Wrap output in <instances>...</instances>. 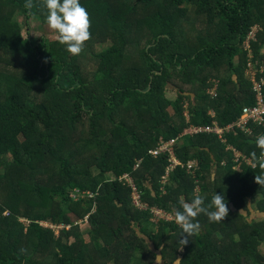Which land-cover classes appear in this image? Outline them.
<instances>
[{"label": "trees", "instance_id": "obj_1", "mask_svg": "<svg viewBox=\"0 0 264 264\" xmlns=\"http://www.w3.org/2000/svg\"><path fill=\"white\" fill-rule=\"evenodd\" d=\"M43 2L0 0V264H264V218L243 212L249 199L264 212L254 180L264 169L250 155L264 122L223 138L182 134L257 103L247 69L264 65V0H79L90 37L78 55L58 38L18 35L19 16L46 23ZM170 139L182 166L164 181L169 154L150 151ZM214 192L227 215L193 218L200 229L183 246L174 216L153 219L152 208Z\"/></svg>", "mask_w": 264, "mask_h": 264}, {"label": "clouds", "instance_id": "obj_2", "mask_svg": "<svg viewBox=\"0 0 264 264\" xmlns=\"http://www.w3.org/2000/svg\"><path fill=\"white\" fill-rule=\"evenodd\" d=\"M23 6L29 10L32 9L33 0H24ZM43 7L47 9L46 23L55 31L58 42L64 45L69 54L78 55L85 41L90 37L89 18L85 7L79 0H44ZM255 144L261 152L259 157L256 153H251V158L260 169H264V133L256 136ZM254 180L258 184H264V171L255 175ZM227 212V201L223 192L219 194L214 192L207 202L201 195H194L191 200H181L179 208L173 209L170 213L181 229L179 233L181 238L177 243L183 246L187 243L185 234L188 237L199 231V221L193 218L203 214L209 222L221 221ZM153 259L155 264H160V255L154 256ZM173 264H180V260L175 259Z\"/></svg>", "mask_w": 264, "mask_h": 264}, {"label": "built area", "instance_id": "obj_3", "mask_svg": "<svg viewBox=\"0 0 264 264\" xmlns=\"http://www.w3.org/2000/svg\"><path fill=\"white\" fill-rule=\"evenodd\" d=\"M259 31V27L255 26L252 28V30L249 32L245 42H244V49L248 52V56L250 59L253 58V50L251 47V42L256 40L257 33ZM259 66V67H258ZM248 69L247 73L250 75L252 83H253V89L256 93V99L257 103L253 106H247L243 109V113L241 117L227 125H221L218 121H214L210 125H190L189 127H186L183 131L182 134H198V133H214L218 135L219 137L223 138L225 134L234 131L236 129L243 130L247 133H251L252 129L250 126V123H257V124H262L264 122V77L262 78L261 81L257 80V74L258 72L264 73V65H259L258 62L253 63L252 61L249 62L248 64ZM175 143V139H170L167 141H160L158 146L151 150L150 153L153 156H158L161 153L167 152L169 154V165L166 168V173L162 177V180L166 181L168 178V175L175 169L176 166H182V163L176 158L174 149H173V144ZM232 148V147H231ZM235 155H239V159L243 158L246 160L247 163L252 164L251 162H248V160L245 156L242 154L238 153L239 151L235 150ZM237 157V155H236ZM195 165L194 162L189 161L187 163V169L191 171L192 167ZM192 173V171H191ZM122 178L125 179V181L131 186L132 188V196H133V201L135 204L139 205L140 207H143L144 204L140 201V196L137 193L136 187L133 183L132 178L129 175H124ZM155 215L157 217H160L159 215H163V217L166 218V214L170 212H166L162 209L159 208H152ZM44 226L50 227L54 229L57 233L58 229L62 228L63 225H61L60 228L59 226H54L52 224L48 223H42Z\"/></svg>", "mask_w": 264, "mask_h": 264}, {"label": "rangeland", "instance_id": "obj_4", "mask_svg": "<svg viewBox=\"0 0 264 264\" xmlns=\"http://www.w3.org/2000/svg\"><path fill=\"white\" fill-rule=\"evenodd\" d=\"M17 31H18V35L20 37H30L32 40H36L41 36H46L47 39L49 40H56L57 39V35L55 33L54 30H52L47 23H42L39 19L37 18H30L28 19V21L26 22L23 16H19L17 18ZM262 53H264V48L262 49ZM166 96L169 99H174L176 97V94L174 91H167L166 92ZM170 113H172L171 108L169 109ZM240 153V152H238ZM241 154V153H240ZM237 155L236 160H239V155ZM248 162H251V160H248ZM249 204V209L244 210L243 212L246 214L247 218L249 219H262L264 218V212H261L257 209V205L256 202L252 199H249L248 201ZM160 217H163V215H159ZM166 218H173V215L167 213L166 214ZM21 221H23L25 224H27V221L25 218H20ZM155 220H157V216H155V218H153ZM43 223H48L51 224L50 222H43ZM61 226H59L58 228H60ZM81 231L83 233V237L88 241V234H87V230L89 229V224L87 222H83L80 226ZM262 251L264 252V245L261 247ZM162 263V262H161ZM164 264V263H162Z\"/></svg>", "mask_w": 264, "mask_h": 264}]
</instances>
